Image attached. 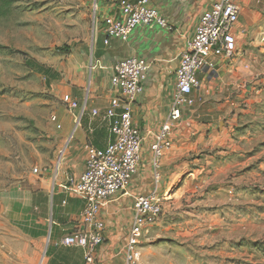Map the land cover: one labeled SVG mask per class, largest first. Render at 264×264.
<instances>
[{
	"label": "crops",
	"instance_id": "1",
	"mask_svg": "<svg viewBox=\"0 0 264 264\" xmlns=\"http://www.w3.org/2000/svg\"><path fill=\"white\" fill-rule=\"evenodd\" d=\"M120 1L94 0L90 41L79 53L73 52L67 65L55 72L45 71L55 97L61 101L70 96L80 107L72 111L63 101L58 104L54 114L57 156L51 165L33 169L23 181L25 245L21 264L84 263L83 249L63 244L67 236L82 227L84 207L67 185L69 178L78 179L84 172L91 149L105 150L113 141L110 121L104 119L107 111L115 103L119 114L127 107L112 84L117 62L136 57L149 67L144 92L130 105L144 142L128 191L115 195L101 210L105 239L97 250L95 264H126L137 197L154 196L163 206L162 217L142 235L139 264H143L142 257L148 251L145 243L164 234L166 221L181 208L186 195L205 186L211 189L218 184L219 174L231 167H222L217 158L235 132L242 105L255 90V80L264 75V0H236L241 8L234 28L237 52L232 58L212 55L208 66L198 73L200 87L192 94L195 103L184 111L182 123L173 131L172 148L158 166L152 147L173 105L182 55L201 17L219 0H149L172 29L155 24L139 27L128 40L111 39L106 44L105 29L120 17ZM94 111L99 114L94 115ZM193 183H199L194 190Z\"/></svg>",
	"mask_w": 264,
	"mask_h": 264
},
{
	"label": "rangeland",
	"instance_id": "2",
	"mask_svg": "<svg viewBox=\"0 0 264 264\" xmlns=\"http://www.w3.org/2000/svg\"><path fill=\"white\" fill-rule=\"evenodd\" d=\"M94 11V0H0V264H21L23 181L57 156L52 117L63 100L45 71L90 41ZM254 88L217 158L231 167L186 195L145 243L143 264H264V75Z\"/></svg>",
	"mask_w": 264,
	"mask_h": 264
},
{
	"label": "built area",
	"instance_id": "3",
	"mask_svg": "<svg viewBox=\"0 0 264 264\" xmlns=\"http://www.w3.org/2000/svg\"><path fill=\"white\" fill-rule=\"evenodd\" d=\"M120 17L105 29L106 44L111 39L126 41L139 27L158 25L171 30L163 14L150 5L149 0L137 3L120 1ZM241 8L236 0H219L204 13L187 51L182 55L176 72L173 105L157 142L153 145L156 166L165 152L173 145V131L183 120L184 111L195 101L193 92L200 87L198 73L208 66L212 55L232 58L237 52L234 28L240 20ZM148 65L145 60L132 57L113 65L112 84L120 92L127 107L118 113L114 104L104 116L110 121L113 141L105 150L91 149L85 170L78 179L69 178L67 190L75 194L84 204L82 227L74 230L63 240L65 246H76L84 251L83 264H95L98 248L104 242L105 224L100 217L103 206L120 192L126 193L132 176L137 171L144 138L135 125L130 105L144 92ZM63 102L74 111L80 103L70 96ZM83 107V111L85 110ZM94 111V115H98ZM56 121V117H52ZM133 227L126 246V264H139L140 245L144 231L159 221L163 214L162 202L154 196L137 197L134 201Z\"/></svg>",
	"mask_w": 264,
	"mask_h": 264
}]
</instances>
